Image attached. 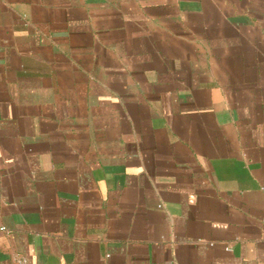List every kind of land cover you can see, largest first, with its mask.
Listing matches in <instances>:
<instances>
[{
	"label": "crops",
	"instance_id": "obj_1",
	"mask_svg": "<svg viewBox=\"0 0 264 264\" xmlns=\"http://www.w3.org/2000/svg\"><path fill=\"white\" fill-rule=\"evenodd\" d=\"M15 255L264 264V0H0Z\"/></svg>",
	"mask_w": 264,
	"mask_h": 264
},
{
	"label": "built area",
	"instance_id": "obj_2",
	"mask_svg": "<svg viewBox=\"0 0 264 264\" xmlns=\"http://www.w3.org/2000/svg\"><path fill=\"white\" fill-rule=\"evenodd\" d=\"M1 229L4 230V228ZM13 264H26V259L21 255H15L13 258Z\"/></svg>",
	"mask_w": 264,
	"mask_h": 264
}]
</instances>
